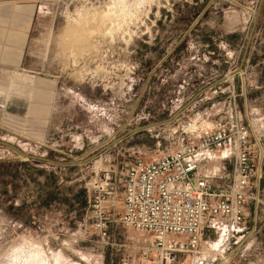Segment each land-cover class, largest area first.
I'll use <instances>...</instances> for the list:
<instances>
[{
  "label": "rangeland",
  "instance_id": "obj_1",
  "mask_svg": "<svg viewBox=\"0 0 264 264\" xmlns=\"http://www.w3.org/2000/svg\"><path fill=\"white\" fill-rule=\"evenodd\" d=\"M38 2V89L54 97L0 100V264H146L120 201L108 237L92 229L95 174L119 193L128 162L177 146L186 116L233 96L263 163L222 264H264V0Z\"/></svg>",
  "mask_w": 264,
  "mask_h": 264
},
{
  "label": "built area",
  "instance_id": "obj_2",
  "mask_svg": "<svg viewBox=\"0 0 264 264\" xmlns=\"http://www.w3.org/2000/svg\"><path fill=\"white\" fill-rule=\"evenodd\" d=\"M177 131V146L126 164L119 193L111 190L108 173L95 174L91 227L107 238L109 203L118 200V221L136 233L142 262L208 264L215 256L213 262L226 263L222 259L227 246L244 237L247 204L257 198L263 163L260 140L245 124L234 96L224 110L186 116ZM211 161H218L222 171L227 163L231 166L222 186L214 185L213 174L203 172Z\"/></svg>",
  "mask_w": 264,
  "mask_h": 264
},
{
  "label": "crops",
  "instance_id": "obj_3",
  "mask_svg": "<svg viewBox=\"0 0 264 264\" xmlns=\"http://www.w3.org/2000/svg\"><path fill=\"white\" fill-rule=\"evenodd\" d=\"M38 1L40 0H0V100L35 101L33 104L30 102V107L33 106L36 110L37 100H50L54 97V92H39L38 89L39 84L47 83V80L42 81L37 76L38 60L34 54L37 49L33 45V37L38 35V21L43 16L39 11ZM49 84L47 87L50 88ZM207 98L209 97L205 100ZM187 111L194 110L186 109L183 112ZM226 165L230 170V164ZM204 168V173H213L215 186H222L227 182L224 176L228 170L222 171L218 161L208 162ZM121 180H118L120 185ZM117 188L121 190L119 185ZM111 190L118 192L116 186L111 185Z\"/></svg>",
  "mask_w": 264,
  "mask_h": 264
},
{
  "label": "water",
  "instance_id": "obj_4",
  "mask_svg": "<svg viewBox=\"0 0 264 264\" xmlns=\"http://www.w3.org/2000/svg\"><path fill=\"white\" fill-rule=\"evenodd\" d=\"M178 113H179V112L175 113L174 116L177 115ZM134 130H135V129H134Z\"/></svg>",
  "mask_w": 264,
  "mask_h": 264
}]
</instances>
